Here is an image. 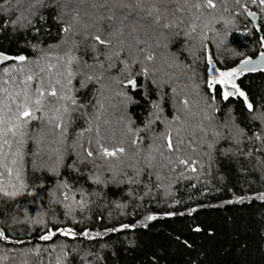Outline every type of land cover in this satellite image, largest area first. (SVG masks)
<instances>
[{"label":"trees","instance_id":"16d2710c","mask_svg":"<svg viewBox=\"0 0 264 264\" xmlns=\"http://www.w3.org/2000/svg\"><path fill=\"white\" fill-rule=\"evenodd\" d=\"M76 1L0 0V53L27 58L0 63V264H264V70L225 100L207 59L259 55L264 5Z\"/></svg>","mask_w":264,"mask_h":264},{"label":"snow or ice","instance_id":"6c2138e0","mask_svg":"<svg viewBox=\"0 0 264 264\" xmlns=\"http://www.w3.org/2000/svg\"><path fill=\"white\" fill-rule=\"evenodd\" d=\"M237 2H239V0H237ZM259 2H260V4L264 5V0H259ZM34 4L42 5L43 4V0H34ZM206 4H207V7H209V8H215L216 7V5L213 3V0H206ZM194 6L195 7H199V4H195ZM73 19H76V17L74 16ZM72 27H73V25L69 24L67 27H64L62 29V31L69 32L72 29ZM92 39L94 40V42L96 44L104 45L105 47L110 45L111 42H112L111 39H109V34H105L100 29H97V34L92 36ZM260 55H261L262 58H264V52H262ZM13 59L23 63V62L26 61L27 58L25 56H23V55H20V56H17V57H11V56H6L3 53H0V61L13 60ZM147 59L151 60L152 56L149 55L147 57ZM207 59H208L209 65H211V67L209 68V72L215 73V74H213L211 76V79L208 82V88L211 89V90H214L216 85H220L221 88L223 89L222 95H223V98L225 100H227L229 98V96L238 94L239 96L244 97L245 101H247L246 94L243 91L239 90L237 84L235 83V79H237L244 72L245 67L248 64H250L251 61L249 59H245V60L241 61V67L232 68L231 70L221 71L220 69L216 68L215 65L213 64L211 56H209ZM69 63H71V61H69ZM144 72H147V69H144ZM69 75H71V73H69ZM89 78H91V77H89ZM27 79L31 80L32 77L28 76ZM127 83L129 85H131L133 88L136 87V80L134 78H129L127 80ZM48 94L51 95V96H56L57 95V93H56V91L54 89L51 90ZM40 95L42 96L43 93L41 92ZM73 103H75L74 100H73ZM185 103H187V101H185ZM35 104L36 105H40L41 104L40 99H37L35 101ZM20 108H23V111H19ZM247 108L249 110H252L253 105L251 103H247ZM36 110L38 111L39 108H37ZM34 118L35 117L33 115V111L29 110V106H28L27 103H25L23 105H18V111H17V114H16V123L13 125L12 128L7 129V131L5 133H3V135H7V132H12L13 136H15L17 134V132H20V130L22 129L23 125L27 124L30 119H34ZM261 118H264V113L261 114ZM257 139H260V137L257 136ZM4 143L7 144L8 141L5 140ZM167 146L170 149L174 148V145H173V142H172L170 136L168 137V145ZM124 151H125V149L122 146L121 147L114 146L111 149L109 147H106V146H101L100 155L103 156V157L116 158L118 156V154H123ZM87 154H88V156H92L93 155V153L91 151H88ZM181 163H188V161L182 160ZM193 163H195V162H193ZM191 170L195 171L196 169L192 168ZM5 194H8V193H5ZM13 195H14V193H13ZM259 198L264 200V194H261ZM147 219L153 220V219H156V217L155 216H149ZM122 227L123 228H128L129 225L125 224V225H122ZM118 230L119 229H110L109 231H118ZM195 230L196 231H200L199 228H196ZM57 231L61 235H64V236L75 237L77 235L71 228L58 229ZM55 235H56V231L49 230V232L47 234L41 236V239L42 240H50ZM82 235H84L85 237H89L90 236V234L88 232H83ZM96 235L99 236L101 234L97 233ZM0 238H4V233L2 231H0Z\"/></svg>","mask_w":264,"mask_h":264},{"label":"water","instance_id":"95a60500","mask_svg":"<svg viewBox=\"0 0 264 264\" xmlns=\"http://www.w3.org/2000/svg\"><path fill=\"white\" fill-rule=\"evenodd\" d=\"M252 19L253 16H252ZM264 52V50L262 51ZM261 52V53H262ZM260 53V54H261ZM257 55L256 57H253V58H247L251 61L250 64H248L246 67H245V70L244 72H251V71H258V70H264V58L261 57V55ZM6 55V54H4ZM8 56V55H6ZM9 60H6V61H0L1 64H5L7 63ZM238 67H241V63L238 65Z\"/></svg>","mask_w":264,"mask_h":264},{"label":"rangeland","instance_id":"374dc122","mask_svg":"<svg viewBox=\"0 0 264 264\" xmlns=\"http://www.w3.org/2000/svg\"><path fill=\"white\" fill-rule=\"evenodd\" d=\"M76 3L77 4H81V1L80 0H78V1H76ZM216 67V66H215ZM217 68V67H216ZM213 74H215V73H212V72H210V77L213 75ZM238 79V78H237ZM237 79H235V83L237 84ZM231 90V89H230Z\"/></svg>","mask_w":264,"mask_h":264}]
</instances>
